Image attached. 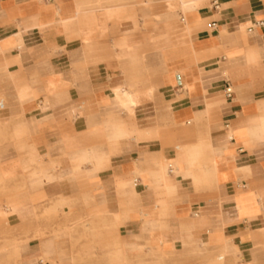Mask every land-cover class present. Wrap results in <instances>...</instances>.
Returning a JSON list of instances; mask_svg holds the SVG:
<instances>
[{"label": "crops", "instance_id": "crops-1", "mask_svg": "<svg viewBox=\"0 0 264 264\" xmlns=\"http://www.w3.org/2000/svg\"><path fill=\"white\" fill-rule=\"evenodd\" d=\"M0 106V222L52 203L147 264H264V0H0Z\"/></svg>", "mask_w": 264, "mask_h": 264}, {"label": "rangeland", "instance_id": "rangeland-1", "mask_svg": "<svg viewBox=\"0 0 264 264\" xmlns=\"http://www.w3.org/2000/svg\"><path fill=\"white\" fill-rule=\"evenodd\" d=\"M11 140L16 143V149L22 148L20 143L26 144V138L22 136L12 137ZM3 141L5 140L0 138V144ZM5 179L6 176L0 173V204L9 208V211L8 208H0V214L7 218L12 212L20 211L24 192L20 189L13 190ZM52 206L50 203L34 208L32 216L23 227L24 231H21L18 220L10 223L5 219V223L0 222V264H147L146 260L133 258L135 256L123 246L124 239L117 237L111 218L106 226L107 232L100 239L96 238L99 237L98 233L89 230V224L94 223V219H88L91 213L74 216L70 206ZM65 228L68 236H55ZM37 241H46L44 248L36 249L34 244ZM46 244H52V252L47 251ZM16 248L18 253H14ZM57 251L62 254L60 258L55 257ZM121 251L127 257L122 256ZM156 257L155 264H164L162 256Z\"/></svg>", "mask_w": 264, "mask_h": 264}, {"label": "bare ground", "instance_id": "bare-ground-1", "mask_svg": "<svg viewBox=\"0 0 264 264\" xmlns=\"http://www.w3.org/2000/svg\"><path fill=\"white\" fill-rule=\"evenodd\" d=\"M198 144H199V147H198L199 152L198 153H189L188 152V155L190 157V161H191L192 164H194V162L197 160V158L200 157L205 150L206 151L207 150H210L211 151L212 150V147H213V142L207 141L206 139H199V143ZM212 163H214L213 159H212ZM7 211H9V208L7 209ZM63 235H66V236L69 235L68 230L66 228L65 229H61L60 232H59V234H57L55 236H63ZM46 249H47V251H52L53 250L52 244H46ZM14 253H18V248L15 249V252ZM121 255L127 257L123 253V251H121ZM120 258H122V257H119V258L117 257V259H120ZM24 264H26V263H24Z\"/></svg>", "mask_w": 264, "mask_h": 264}, {"label": "built area", "instance_id": "built-area-1", "mask_svg": "<svg viewBox=\"0 0 264 264\" xmlns=\"http://www.w3.org/2000/svg\"><path fill=\"white\" fill-rule=\"evenodd\" d=\"M212 26L214 27L215 24H212ZM225 94H226V96H227L228 98H232V96H233V90H232V87H231L230 85H228V86L226 87Z\"/></svg>", "mask_w": 264, "mask_h": 264}]
</instances>
